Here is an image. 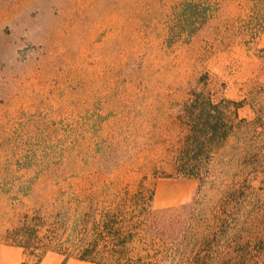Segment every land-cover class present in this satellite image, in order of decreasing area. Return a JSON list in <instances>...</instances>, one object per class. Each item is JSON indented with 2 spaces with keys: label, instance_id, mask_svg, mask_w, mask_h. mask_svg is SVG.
<instances>
[{
  "label": "rangeland",
  "instance_id": "obj_1",
  "mask_svg": "<svg viewBox=\"0 0 264 264\" xmlns=\"http://www.w3.org/2000/svg\"><path fill=\"white\" fill-rule=\"evenodd\" d=\"M194 90L241 104L201 178L176 170ZM223 203L264 218V0H0V264H95L73 246L106 212L162 254Z\"/></svg>",
  "mask_w": 264,
  "mask_h": 264
},
{
  "label": "trees",
  "instance_id": "obj_2",
  "mask_svg": "<svg viewBox=\"0 0 264 264\" xmlns=\"http://www.w3.org/2000/svg\"><path fill=\"white\" fill-rule=\"evenodd\" d=\"M240 106L230 99L215 101L205 91L191 93L183 109L187 133L177 158V172L185 177L201 178L214 152L236 132ZM154 196V189L142 185L130 200L139 207V215L150 216ZM253 211H245L241 220L237 218L238 212L223 203L211 209V217L200 223L201 232H194L193 224L182 240L172 246L163 241L162 254L146 252L137 256L131 254L130 245L134 241L135 225L131 222L126 225L117 212H106L100 220L93 221V230L106 229L110 240L93 236L73 247L77 258L98 264H264V218L248 219ZM49 243L45 235L39 234L37 226L32 225V248L46 247Z\"/></svg>",
  "mask_w": 264,
  "mask_h": 264
},
{
  "label": "crops",
  "instance_id": "obj_3",
  "mask_svg": "<svg viewBox=\"0 0 264 264\" xmlns=\"http://www.w3.org/2000/svg\"><path fill=\"white\" fill-rule=\"evenodd\" d=\"M6 248L13 249L14 252H15L16 249H18L17 247H14V246H6ZM11 264H15V263H11ZM95 264H98V263H95Z\"/></svg>",
  "mask_w": 264,
  "mask_h": 264
}]
</instances>
